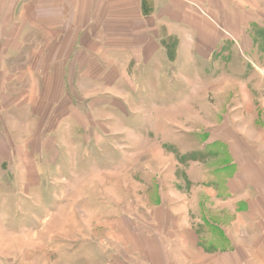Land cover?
<instances>
[{"label":"crops","instance_id":"crops-1","mask_svg":"<svg viewBox=\"0 0 264 264\" xmlns=\"http://www.w3.org/2000/svg\"><path fill=\"white\" fill-rule=\"evenodd\" d=\"M258 8L247 0H0V264H35L47 249L13 239L45 234L24 224L52 202L63 126L74 128L70 141H103L108 122L134 124L146 108L152 127L186 125L193 112L197 125L238 127L207 140L227 145L225 175L192 161L194 185L161 189L147 215L99 218L100 239L86 238L85 259L71 264H264V72L247 33L263 25L247 17ZM233 47L254 67L247 80L230 67ZM193 79L200 88L185 101ZM140 94L150 96L147 107Z\"/></svg>","mask_w":264,"mask_h":264},{"label":"rangeland","instance_id":"rangeland-1","mask_svg":"<svg viewBox=\"0 0 264 264\" xmlns=\"http://www.w3.org/2000/svg\"><path fill=\"white\" fill-rule=\"evenodd\" d=\"M247 1L260 6L257 12L247 17L255 16L263 22L261 27L252 26L247 30L254 43V53L248 57L256 61L264 72V0ZM217 26L220 35H225V29L220 24ZM234 58L235 62H231L230 67L234 65L236 68L237 80H247V72H254V67L247 61V56H239L237 49ZM154 81L156 82L155 77L154 80L151 79L152 90L155 87ZM256 83L260 84V80ZM188 88L193 90L186 94L185 101H189L200 88V83L193 79L189 82ZM261 88L260 91L264 94V78L261 81ZM206 96L208 99L217 98L214 93ZM140 97L143 101L139 104L141 108L147 107V103L151 101L150 96L140 94ZM167 103L175 102L171 100ZM137 108L133 109L135 114H139L140 107ZM150 113L151 110L148 108L141 110L138 121L128 126L125 123L124 127L117 124L113 126L108 122L105 129L108 135L104 137L105 139L91 143L70 141V134L73 135L74 128L63 126L59 143L61 157L57 166L50 168L49 174L50 184L53 185H49L46 197L52 202L50 207L45 205L37 211L38 220L24 224L30 229L44 231L45 234L43 238H36L35 233L32 234L28 244H25L26 239L22 242L13 239L14 246L20 245L21 249L26 246L31 248L36 242L40 244L42 240L47 249L44 250L42 258L34 262L35 264L36 262L54 264L55 261L60 264L82 262L85 259L82 242L88 237L95 243L100 239L93 233L98 231L99 218L114 217L116 213L122 211L147 215L148 207L159 203L161 189L166 190L170 188L169 185H194L195 180L189 176L190 173L193 175L196 173L195 169L191 170L196 167L192 161L203 160L206 164L209 160L205 167L216 178L223 177L222 166L230 164L227 145L220 141L214 148H210L207 140L212 133L213 136L221 137L220 135L225 132L233 133L234 129L238 131V127L220 125V119L219 122L203 121L201 122L203 125H197L195 112L192 113L193 119L189 117V123L186 125L178 124V119L174 121L177 124L170 127H152L148 126ZM227 113L226 105L223 104L218 114L219 118ZM110 114L116 115L114 111ZM202 148L204 150H201ZM181 150H186L187 154L180 157L183 154ZM197 150H201V154L193 153ZM212 153L223 157V161L216 165V158L212 157ZM178 154L181 155L177 156ZM178 161H181L183 166ZM187 168L191 170L189 175ZM214 171L216 172L213 173ZM232 171L225 169L228 175ZM205 177H210L206 181L212 179L210 175ZM74 251H77L76 258H70ZM95 251L93 248V253ZM14 256L19 261L21 255Z\"/></svg>","mask_w":264,"mask_h":264}]
</instances>
